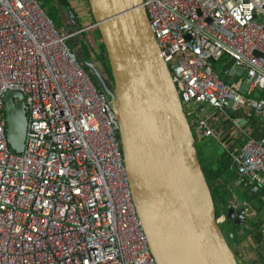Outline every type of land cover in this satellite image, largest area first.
Wrapping results in <instances>:
<instances>
[{
  "label": "built area",
  "instance_id": "obj_1",
  "mask_svg": "<svg viewBox=\"0 0 264 264\" xmlns=\"http://www.w3.org/2000/svg\"><path fill=\"white\" fill-rule=\"evenodd\" d=\"M143 6L190 125L229 159L236 179L228 211L240 237L253 211L243 194L264 205V136H253L254 124L264 130V62L255 56H264V0ZM87 28L63 37L35 0H0V264H155L132 203L116 111L65 44ZM7 91L25 103L20 155L7 141ZM257 234L264 241V225Z\"/></svg>",
  "mask_w": 264,
  "mask_h": 264
},
{
  "label": "water",
  "instance_id": "obj_2",
  "mask_svg": "<svg viewBox=\"0 0 264 264\" xmlns=\"http://www.w3.org/2000/svg\"><path fill=\"white\" fill-rule=\"evenodd\" d=\"M87 2L93 19L89 28L97 27L101 36L113 93L94 67L88 69L118 116L132 203L155 264H238L217 223L192 126L143 0ZM255 56L264 62L262 54ZM233 63L230 60L221 74ZM3 103L8 145L20 155L28 126L23 95L7 91ZM238 215L243 217L242 211Z\"/></svg>",
  "mask_w": 264,
  "mask_h": 264
},
{
  "label": "trees",
  "instance_id": "obj_3",
  "mask_svg": "<svg viewBox=\"0 0 264 264\" xmlns=\"http://www.w3.org/2000/svg\"><path fill=\"white\" fill-rule=\"evenodd\" d=\"M56 1L63 7L65 6L67 15H72L73 17L78 19V17L75 15L74 10L69 6L67 0H56ZM44 15L55 26L54 19L50 15H46L45 13ZM88 33H91L92 35L91 40L93 42L86 44V46H83L81 42L79 44H80L81 51L83 55L85 56V58H89V62L85 61V65H86L85 67L82 61H80L79 59L77 60L79 64L82 66V68L84 69V71L89 75L91 81L93 82V84L98 90L99 88L95 82V79L91 75L88 69V66H92L98 71L107 89L113 92L114 82H113V78L111 74V69L109 66L107 53L105 51V48H104V45H103V42H102V39L98 32L97 27L86 29L82 34L76 37L77 38L80 37L81 39H84L86 34ZM67 41L65 44L71 50V47L69 46ZM73 47L74 49L76 48L75 46ZM71 51L75 52L73 50ZM220 76L223 79H225L224 75L220 74ZM188 117L190 118L189 115ZM117 139L119 140L118 135H117ZM204 140L206 139L204 138ZM212 142L216 145L214 140ZM216 147L218 146L216 145ZM218 148H219L220 153L218 154V158H215V161H214L216 163L215 166H212L211 164L212 163L211 157L209 156V158H207L206 154L204 153V150L206 149V147L199 145L200 155L198 154V150L197 149L196 150H197V154L199 155L198 159H199L201 168L203 170L205 179L211 191V195H212V199H213V203L215 207L216 220L223 215L226 216V220L222 225H220V228H221L224 238L226 239L228 245L233 250L234 255L238 261V255L235 251V245L241 241V239H239L236 235L237 230L239 229V226L234 224V221L229 216V211H228L229 201L231 200V196H232L229 190V186L235 181L236 176L234 172L229 169V159L227 158L226 153L220 147ZM202 157H205V158H202ZM243 199L247 200L251 204V207L254 211V213L252 212L249 216H247L248 218H246L247 221H246V225L244 228V231L246 230L247 234H251L253 230L257 232V229L264 222V219L261 220L260 218L259 219L256 218L258 213H260V211L264 208V205L260 203V201L257 199L256 196L249 195V193H244ZM253 214L256 215L255 218L253 217L254 216ZM230 234H233L232 238L230 237ZM255 241L258 245H260L259 252H258V261L260 264H264V241L261 239V236L259 234H256Z\"/></svg>",
  "mask_w": 264,
  "mask_h": 264
},
{
  "label": "rangeland",
  "instance_id": "obj_4",
  "mask_svg": "<svg viewBox=\"0 0 264 264\" xmlns=\"http://www.w3.org/2000/svg\"><path fill=\"white\" fill-rule=\"evenodd\" d=\"M35 1L37 2L39 7L41 8V10L46 15H50L54 19L55 28L57 29L59 34L63 37L70 35L73 32H75L81 28H87V27H90L91 25H93V22H92L93 19H92V16L90 14L89 5L87 3V0H67L69 6L74 10L75 15L78 17V19H76L72 15H67V11H66L65 6L63 7L62 5L57 3L56 0H35ZM91 36H92L91 33H88V34H86L84 39H81L80 37H78V38L73 37L74 39L71 38V39H68V41H67V43L71 47V50L75 51L74 53H75L76 59H79L80 61H82L83 65L85 67H86L85 61L89 62V58H85V56L83 55V53L81 51L79 43L81 42L83 46H86V44H88V43H92L93 41L91 40ZM73 46H75L76 48L74 49ZM220 74H221V72H220ZM240 77H243V76H236L235 79L240 78ZM184 110H185V113H187L186 107H184ZM204 113H207V112H204ZM189 120H190V118H189ZM253 126H254L253 134L254 133L259 134L260 131H263L260 127L255 129V127H256L255 124ZM191 129H192V134L196 140L195 141V147L198 150V154L200 155L199 145L204 144L203 147H206V149L204 150V153L206 154L207 158H209V156L211 157V162H212L211 164H212V166H215L216 165V163L214 162L215 158H218V154L220 153L218 147L221 148V146L215 142L216 145L218 146V147H216V145L212 142L213 140H211V139L203 140V144L198 143L197 138L200 137V135L196 133V131L193 129V127H191ZM241 139H242V137L240 138V140ZM202 158H205V157H202ZM239 192H240V189L234 190V193H239ZM238 261L240 262V257H238Z\"/></svg>",
  "mask_w": 264,
  "mask_h": 264
},
{
  "label": "crops",
  "instance_id": "obj_5",
  "mask_svg": "<svg viewBox=\"0 0 264 264\" xmlns=\"http://www.w3.org/2000/svg\"><path fill=\"white\" fill-rule=\"evenodd\" d=\"M227 80H228V78L226 79V81ZM259 135L264 136V130L260 131L259 134L254 133L253 136H255L257 138V137H260ZM203 140L204 139H202L201 137H198V143L203 144ZM201 146H203V145H201ZM253 217L255 218L256 215H254ZM256 218H258V219L260 218L261 220L264 219V208L260 211V213H258ZM243 220H244V217H240V219H238V222L240 223ZM262 225H264V222ZM244 228H245V226L243 227V229ZM256 234H257V232L255 230H253L251 232V234H247L246 230H245L243 235H240V237L237 236L239 239H241V241L235 245V251H236L238 257H240L239 264H260L258 261V252H259V246L260 245H258L255 241Z\"/></svg>",
  "mask_w": 264,
  "mask_h": 264
},
{
  "label": "bare ground",
  "instance_id": "obj_6",
  "mask_svg": "<svg viewBox=\"0 0 264 264\" xmlns=\"http://www.w3.org/2000/svg\"><path fill=\"white\" fill-rule=\"evenodd\" d=\"M52 25H53V23H52ZM53 27H54V29H56L54 25H53ZM189 122H190V121H189Z\"/></svg>",
  "mask_w": 264,
  "mask_h": 264
},
{
  "label": "clouds",
  "instance_id": "obj_7",
  "mask_svg": "<svg viewBox=\"0 0 264 264\" xmlns=\"http://www.w3.org/2000/svg\"><path fill=\"white\" fill-rule=\"evenodd\" d=\"M220 226V225H219Z\"/></svg>",
  "mask_w": 264,
  "mask_h": 264
}]
</instances>
